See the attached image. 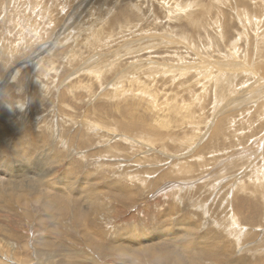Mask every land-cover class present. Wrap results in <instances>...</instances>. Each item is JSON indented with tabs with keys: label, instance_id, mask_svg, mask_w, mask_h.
I'll return each instance as SVG.
<instances>
[{
	"label": "rangeland",
	"instance_id": "374dc122",
	"mask_svg": "<svg viewBox=\"0 0 264 264\" xmlns=\"http://www.w3.org/2000/svg\"><path fill=\"white\" fill-rule=\"evenodd\" d=\"M42 174L102 205L103 264H155L131 256L146 245L264 264V0H0V176ZM26 197L0 217L18 258L40 240L93 258L74 217Z\"/></svg>",
	"mask_w": 264,
	"mask_h": 264
},
{
	"label": "bare ground",
	"instance_id": "6f19581e",
	"mask_svg": "<svg viewBox=\"0 0 264 264\" xmlns=\"http://www.w3.org/2000/svg\"><path fill=\"white\" fill-rule=\"evenodd\" d=\"M212 64V63H211ZM158 88V87H157ZM192 88V87H191ZM173 90V89H172ZM108 91V90H107ZM160 91V90H159ZM184 92V91H183ZM182 94V93H181ZM100 102V101H99ZM147 106V105H146ZM200 113V112H199ZM87 116V115H86ZM104 120V119H103ZM166 123V122H165ZM133 125V124H132ZM179 125V124H178ZM129 128V127H128ZM131 128V127H130ZM129 128V129H130ZM199 129V128H198ZM138 130V129H137ZM187 133V132H186ZM83 135V134H82ZM81 137V136H80ZM83 137V136H82ZM83 139V138H82ZM43 140V139H42ZM48 143V142H47ZM165 143V141H164ZM178 144V143H177ZM17 148V147H16ZM57 148V147H56ZM110 148V147H109ZM114 149V148H113ZM95 151V150H94ZM108 151V149L106 150ZM103 152V151H102ZM105 153V152H104ZM243 154V153H242ZM51 157V156H50ZM69 159V158H68ZM102 160V159H101ZM185 166V165H184ZM33 169V167H32ZM46 169V168H45ZM26 170V169H25ZM31 170V169H30ZM175 171V170H174ZM21 172H22V169H21ZM37 172V171H36ZM179 172V171H178ZM216 172V171H215ZM34 173V172H33ZM23 174V173H22ZM172 174V173H171ZM25 175H29V173H25ZM177 175V174H176ZM195 175V174H194ZM19 176V175H18ZM41 176V175H40ZM3 177V176H2ZM16 177V176H15ZM21 177V175H20ZM32 177V176H30ZM37 178H30V180L28 182H24L23 184H8L7 182L4 183L3 181V178H1L0 176V187L1 186H5L7 187V191L5 192V194L3 193L2 191V187L0 189V217H4V216H8L9 212H14L15 213L17 212L16 211V208L15 206L18 205L21 207L22 204H26V199H25V195L27 196V200L29 199V201H31V204H38V206H40V208H43L44 211L47 213V214H51L52 215V219L55 217V216H64L66 215L67 217L71 218L72 220V217H74V225L75 227L79 228L81 227L83 229V231L85 230V232L83 233V237H84V249H87V250H90L91 254L93 255V258L91 259H87L85 258V260H79L76 259V260H72L71 259V262H66L67 260V257H65V260H58V259H54L56 253L58 252H61V249H58V248H55V247H51V242L49 241H43V240H40V242H38V245L40 247V251H42L43 253V256L44 254L46 255V257L44 259H36V261H34V263L32 262V264H103L101 261H100V258H96L98 255L97 253H101L102 255V258H103V249L101 250V246L97 245L99 244V242H97L96 244V240H100L101 241V236L98 232H96V224L94 223L95 221L92 220L93 216L97 214V212L99 211L100 207L102 205H100V207H94L93 204H91L92 201H90V197L89 195H84V199L82 201V203L78 202L77 200L79 199H73L75 201H77V206L76 207H71V202L70 203H67V202H63L65 201L63 198H61L63 195H60L59 192H55L53 194V192H51V190H48L47 188V185H48V182L47 180V174H42L41 177H38L36 176ZM10 179V178H9ZM22 179V178H21ZM64 179V178H63ZM19 180V179H18ZM61 180V179H60ZM17 182V181H16ZM13 183H14V180H13ZM20 183V181H19ZM3 184V185H2ZM50 184V183H49ZM60 186V185H59ZM171 186V185H170ZM49 187V186H48ZM54 187V186H53ZM50 186V188H53ZM68 187V186H67ZM167 187V186H166ZM172 187V186H171ZM42 189H45V191L43 190V192H41ZM47 189V190H46ZM68 189V188H67ZM100 188H94V190H90V193H91V196L92 194L98 199H102V195L99 191ZM82 190V189H81ZM80 190V192H81ZM54 191V190H53ZM71 191V190H69ZM79 191V190H78ZM26 194H23L25 193ZM65 192V191H64ZM76 192V191H74ZM72 192V193H74ZM161 192V191H160ZM63 193V192H62ZM83 193V192H82ZM88 193V191H87ZM86 193V194H87ZM53 194V195H52ZM64 194V193H63ZM81 194V193H80ZM89 194V193H88ZM52 195V196H51ZM83 195V194H82ZM77 196V195H76ZM81 196V195H80ZM64 197V196H63ZM203 197V196H202ZM66 198V197H65ZM76 198V197H75ZM105 198V197H103ZM108 198V197H107ZM69 200V199H68ZM71 200V199H70ZM112 201V200H111ZM86 203V204H85ZM31 206V205H30ZM19 207V208H20ZM23 207V205H22ZM84 207V208H82ZM93 208V209H90V208ZM119 207V206H118ZM123 207V206H122ZM171 207V206H170ZM22 209V208H21ZM25 209V208H24ZM22 210V212L26 211V210ZM27 209V208H26ZM171 209V208H170ZM113 211V210H112ZM21 212V213H22ZM109 212V211H108ZM6 213V214H4ZM30 213V212H29ZM29 213L27 215H29ZM3 214V215H2ZM25 213H23L24 215ZM100 214H103V213H100ZM117 214V213H116ZM26 215V214H25ZM14 216H16V214H14ZM31 216V215H30ZM10 217V216H9ZM26 217H29V216H26ZM67 217H63V218H67ZM114 217V216H113ZM188 217V216H187ZM31 218V217H30ZM158 218V217H157ZM161 218V217H160ZM189 218V217H188ZM230 219V222L232 224H236V220L238 218H235V215L232 213V215H230L228 217ZM51 219V220H52ZM108 219V218H107ZM225 219V218H224ZM54 220V219H53ZM62 220V218H61ZM205 221V220H204ZM220 221V220H219ZM165 222V221H164ZM88 223V224H87ZM94 224L92 228L91 225L89 224ZM60 224V223H59ZM191 224V223H190ZM45 225V224H44ZM73 225V226H74ZM89 225V226H88ZM156 225V224H155ZM49 227V226H48ZM75 227H72V228H75ZM192 227V226H191ZM76 228V229H77ZM194 229V228H193ZM73 231L75 229H72ZM132 230V229H131ZM50 231L52 233L55 234H59V231L56 229V227L53 225V226H50ZM205 231V230H204ZM0 232L3 233L4 235L6 234L8 237H16L17 235H13V233H11L10 231H7L6 230V226H3L2 228L0 227ZM212 232V231H211ZM81 233V232H80ZM207 233V232H206ZM21 234V233H20ZM156 234V233H155ZM190 234V233H189ZM217 234V233H216ZM262 234V233H261ZM184 235V234H182ZM187 235V233H186ZM1 236V235H0ZM3 236V235H2ZM190 236V235H189ZM200 236V235H198ZM7 237V238H8ZM145 237V236H144ZM186 237V236H185ZM204 237V236H203ZM241 237V236H240ZM264 237V236H263ZM90 238V239H88ZM115 238V237H114ZM142 238V237H141ZM178 238V237H177ZM187 238V237H186ZM237 238V237H236ZM173 239V238H172ZM200 239V238H199ZM250 239V238H249ZM8 240V239H6ZM23 240V239H22ZM87 240V241H86ZM146 239L142 240L141 243H149V244H152V240L148 239L146 242H145ZM208 240V239H207ZM251 240V239H250ZM264 240V238H262V240L256 245V247ZM15 242H12L11 244L10 243H7V242H4V240L0 239V264H11V263H14V264H28L30 263V261H33V259H24V258H18L17 255L14 254V250L15 249H18V246H20L22 249H29V245L27 243V245H21L19 244L18 245V239H14ZM92 241V242H91ZM201 241V240H200ZM204 241V240H203ZM220 241V239H219ZM2 242V244H1ZM216 242V241H215ZM17 243V244H16ZM21 243V242H20ZM25 243V242H24ZM23 243V244H24ZM198 243V242H197ZM222 243V242H221ZM220 243V244H221ZM243 243H245L243 241ZM7 244H10L7 245ZM107 244V243H106ZM124 244V243H123ZM162 244V243H161ZM187 244V243H186ZM217 244V243H216ZM240 244V243H239ZM111 247L115 246L114 245V242H112L111 244ZM159 245V244H158ZM157 245V246H158ZM195 245V243H194ZM17 246V247H16ZM70 246V244L68 245ZM83 246V245H82ZM156 246V245H155ZM155 246H148L146 245L145 247H143V251H134L132 255H135L136 253L138 254V257H140L141 259H150V261H153L155 264H187V262H185V258L181 259L179 258L177 255L176 252H174V250L172 249H168L166 247H155ZM170 246V245H169ZM19 247V248H20ZM64 247L63 244L61 246H59V248H62ZM104 247V246H103ZM140 247V246H139ZM225 247V246H224ZM48 248H51V249H48ZM106 248V247H105ZM122 251L121 250H118L120 253H125V255H127V257H129L130 255L126 252H131V251H128L127 249H125L124 247H121ZM219 248V247H218ZM48 249V250H47ZM65 249V248H64ZM129 249V248H128ZM186 249V248H185ZM222 249H225V248H222ZM254 249V248H253ZM34 250V249H33ZM54 250L55 252H49L50 254H46L48 251H52ZM207 250H208V247H207ZM216 250V249H215ZM214 250V251H215ZM14 251V252H13ZM18 251V250H17ZM22 251V250H21ZM35 251V250H34ZM39 251V252H40ZM82 251V248L81 250L79 249V252ZM86 251V250H85ZM188 249L186 250V253L188 254ZM25 252V251H24ZM79 252H75L73 253L72 255L75 256V257H78V254ZM190 252V251H189ZM193 252L195 251H192V254ZM226 252V251H225ZM233 252V251H232ZM37 253V252H36ZM83 253V252H82ZM81 253V254H82ZM182 253V252H181ZM215 253V252H214ZM229 253V251L227 252ZM235 253V252H234ZM242 253V252H241ZM35 254V253H34ZM79 254V256L81 255ZM89 254V253H88ZM87 254V255H88ZM136 254V255H137ZM177 254V255H176ZM184 254V253H182ZM181 254V256H182ZM191 254V252L189 253ZM196 255L195 256H192L190 257V262L189 264H214L212 263L213 261L212 260H220L219 257L220 256H223L222 255H219L217 252L215 254L211 253V250L210 251H207L206 253L203 251L201 253V255L203 256H200L199 253H195ZM221 254V253H220ZM10 255V259L9 257L7 258L6 256ZM90 255V254H89ZM97 255V256H96ZM228 255V254H227ZM226 255V256H227ZM1 256H5V259L3 261V257ZM100 256V255H99ZM117 256V255H116ZM185 256V254H184ZM239 256V255H238ZM25 257V256H24ZM119 257V256H118ZM245 257V256H244ZM57 258V257H56ZM222 258V257H221ZM84 259V258H83ZM87 259V260H86ZM224 259V258H223ZM206 260V261H204ZM226 261H222L221 264H254L252 263L251 261H247L245 260V258L243 257H236V259H232L230 260V257H227L225 259ZM249 260V259H248ZM104 261V260H103ZM221 261V260H220ZM255 261V260H254ZM11 262V263H9ZM108 264H113V263H110V260H108ZM172 262V263H171ZM220 263V262H219ZM258 263V262H257ZM255 263V264H257ZM218 264V263H217Z\"/></svg>",
	"mask_w": 264,
	"mask_h": 264
}]
</instances>
